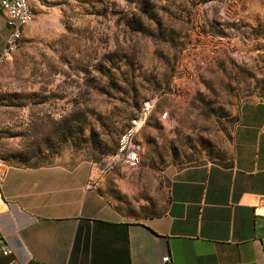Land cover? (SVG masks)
<instances>
[{
    "label": "rangeland",
    "instance_id": "1",
    "mask_svg": "<svg viewBox=\"0 0 264 264\" xmlns=\"http://www.w3.org/2000/svg\"><path fill=\"white\" fill-rule=\"evenodd\" d=\"M32 11L0 62L5 165L90 159L108 165L120 208L152 214L170 166L231 157L242 114L264 111V0H33Z\"/></svg>",
    "mask_w": 264,
    "mask_h": 264
},
{
    "label": "crops",
    "instance_id": "2",
    "mask_svg": "<svg viewBox=\"0 0 264 264\" xmlns=\"http://www.w3.org/2000/svg\"><path fill=\"white\" fill-rule=\"evenodd\" d=\"M23 33V32H22ZM8 30L0 12V49ZM264 111L242 114L231 157L170 166L164 205L131 214L90 159L0 161V264H264ZM94 180L93 186H88Z\"/></svg>",
    "mask_w": 264,
    "mask_h": 264
},
{
    "label": "built area",
    "instance_id": "3",
    "mask_svg": "<svg viewBox=\"0 0 264 264\" xmlns=\"http://www.w3.org/2000/svg\"><path fill=\"white\" fill-rule=\"evenodd\" d=\"M25 0H0V12L4 16L5 24L8 30L6 36L5 47L0 49L1 54H9L13 50L14 43H21L23 33H18V25L25 17H34V12H26L24 10ZM110 167V166H109ZM107 166L102 167V171L106 170ZM94 180H90L88 186H93ZM12 253L10 246L0 239V255L7 256ZM162 262L169 264L171 259L168 255L162 258ZM8 264H16L14 261H9Z\"/></svg>",
    "mask_w": 264,
    "mask_h": 264
},
{
    "label": "bare ground",
    "instance_id": "4",
    "mask_svg": "<svg viewBox=\"0 0 264 264\" xmlns=\"http://www.w3.org/2000/svg\"><path fill=\"white\" fill-rule=\"evenodd\" d=\"M32 2L33 0H25L24 1V10L26 12H33L32 11ZM33 17H25V19H22L21 22L18 25V33H22L26 25H28L32 21ZM21 43H14L13 50L9 52V54H1L0 55V62L11 56L12 54L16 53L18 49L20 48ZM108 170V169H107Z\"/></svg>",
    "mask_w": 264,
    "mask_h": 264
}]
</instances>
